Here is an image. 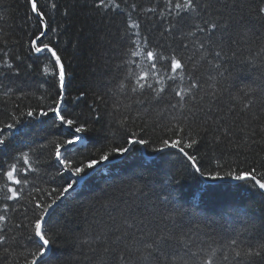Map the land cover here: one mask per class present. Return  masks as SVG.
Segmentation results:
<instances>
[{
	"label": "trees",
	"instance_id": "1",
	"mask_svg": "<svg viewBox=\"0 0 264 264\" xmlns=\"http://www.w3.org/2000/svg\"><path fill=\"white\" fill-rule=\"evenodd\" d=\"M116 3L119 8L100 7V0H38L48 25L43 43L51 44L65 65L60 93L58 78L44 71L53 70L50 54L31 48L41 22L26 0H0V65L12 66L0 68V139L9 141L0 150V215L5 216L0 264H30L35 204L51 202L54 190L74 179L54 158L51 141L63 139V130L52 124L51 114L39 116L58 94L64 96V115L89 127L80 159L98 156L113 142L123 144L133 133L152 143L135 146L127 159L100 165L87 184L58 202L50 213L47 264H264V250L261 257L235 256L264 244V197L248 183L200 177L174 149L154 151L162 138H175L173 129L180 126L185 142L198 141L186 150L206 173L255 169L264 179V18L257 15L264 0H208L209 7L190 19H179L174 11L168 16L164 0ZM129 13L140 24L141 36L133 37L142 41L139 57L130 55L125 35L131 31ZM206 22L227 27L196 31L195 24ZM171 24L176 29L169 33ZM189 30L195 35H184ZM145 50L180 58L184 70L169 80L175 75L169 61L160 59L150 69ZM142 70L149 71L154 89L163 79L160 98L154 90L131 91ZM178 91L185 94L183 101ZM30 110L35 117L27 116ZM13 121H18L14 129L4 127ZM25 153L34 171L23 164ZM13 163L18 174L26 172L19 177L26 181L22 185L3 176ZM162 186L173 203H161ZM8 188H17L20 198L8 199ZM177 212L176 225L165 219ZM169 229L178 239L165 246V256L155 252L143 259V245Z\"/></svg>",
	"mask_w": 264,
	"mask_h": 264
},
{
	"label": "snow or ice",
	"instance_id": "2",
	"mask_svg": "<svg viewBox=\"0 0 264 264\" xmlns=\"http://www.w3.org/2000/svg\"><path fill=\"white\" fill-rule=\"evenodd\" d=\"M30 7V11L35 14L39 21L42 23V31L39 35L31 41V48L35 50L36 53H49L50 60L54 65L53 70L49 73L47 68L44 69L46 74H50L54 77L58 78V86L60 93L65 90L66 87V70L64 62L62 61L61 55L58 51L51 46V44L43 43V38L46 35L48 30V25L45 19V13L41 8L38 7V0H26ZM166 5L167 15L171 16L173 11L176 14V17L179 19H190L193 16H199L200 10L207 9L209 7L208 0H164ZM100 7L108 8H119L120 5L116 3V0H108L107 3L104 0H100ZM52 7H55V4H52ZM132 8H135L136 5L132 4ZM148 12H155L154 8L147 9ZM257 15L261 18H264V6H261L257 10ZM130 23L127 28L130 31L126 30L125 35L131 41V45L129 48L130 55L134 57H139L141 55L140 48L142 47V41H138L133 39V37L141 36V33L137 31L140 29V24L135 20H131V13H129ZM221 27H227V25H219L216 22H206L204 26L200 24H195V29L198 32H206L209 29L215 31ZM176 29V24H171L166 31L169 33L173 32ZM212 33L209 32V35ZM184 35L193 36L195 32L189 30ZM37 41H40V45H37ZM148 61H150L149 68L155 69L157 63L160 59H167L169 61L170 71L175 73V75H169V80H176L177 76L180 72L184 70V64L180 58L176 56H168L163 57L162 54L156 53L154 51L145 50L143 53ZM217 56H220V52H216ZM128 63H132L129 61ZM12 68L10 64L5 62L4 65H0L2 67ZM136 86L132 87V92H137L138 90L141 92L154 90L156 92L157 98L161 97V94L165 92V83L163 79H157L156 83L160 85L158 89L153 88V84L149 83L152 79L149 71H141L137 73ZM180 79H183L181 76ZM123 88V84L121 85ZM175 91V90H173ZM176 95L180 97V100L183 101L185 98V94L183 91L176 92ZM64 102V96L62 94H58L57 97L53 100L52 106H49L45 109H41L39 111V116L48 117L50 114L52 115V124L62 129L63 131L60 133V136L63 139L57 137L56 141H51L54 145V158L62 166L65 173H67L71 177H75L66 187H61L59 189H55L56 195L51 199V202L48 203H36L35 208L39 210L38 213L35 214V219L31 222L30 227L33 230V237L36 240V250L31 253L33 259L30 264H47L45 258L49 252V245L51 244L50 239L48 238V231H50V210L54 209L58 205V202L65 199L68 195L74 191V185H78L83 181L85 184L88 183L90 179L89 173L95 174L99 170L100 165H109L112 164L113 160L116 157H121L127 159L132 156L135 151V146H145L151 147V141L143 138L142 136L137 138L139 134L133 133L131 137L125 136L124 143L120 144L119 142H113L109 146L105 147L104 150L98 156H87L84 159H80L79 156L82 154L81 149L87 150V145L84 143L85 133L89 131V127L87 126V122H80L76 119L67 117L63 113L62 105ZM36 113L32 110L27 112L28 117H35ZM99 119V117H97ZM58 121V123H57ZM18 121H13L12 123H6V129H14ZM125 122L121 121L123 125ZM4 132V128H0V135ZM173 134L175 138L168 137L162 138L161 144L162 147L154 149L157 152H165L168 149H174L183 155L184 158L189 162L190 166L194 169L195 173L199 174L200 177H204L211 180H224L226 178H230L238 183H248L251 188L255 189L261 197H264V179L258 178L255 169H250L248 171H240L237 170L235 172L229 170L225 175H220L219 172L215 174L206 173L201 166L197 163V157L195 154H190L186 149H192L198 141L194 137H188V141L185 142V136L187 133L185 132L183 127L177 126L173 129ZM182 134V135H181ZM80 145L81 147H77ZM9 146V141L5 139H0V150L5 149ZM23 164L28 166L29 170H33L32 166L29 162V156L27 153L23 154L21 157ZM222 167V166H221ZM59 171V170H58ZM20 175H26L24 169H21L20 173H17V165L15 163L10 164L8 168L3 172V176L7 178L14 185H22L26 181L22 180ZM264 176V173L261 174ZM11 196L8 199L18 200L19 194L17 188H8L7 189ZM158 198H161V203L167 205L171 204L174 201V197L170 191H166L161 187V191L157 194ZM7 211V209H5ZM181 215V213L177 212L175 215L169 214L165 217L168 221H170L173 225L177 224V217ZM0 221H5V216L0 215ZM178 239L175 234L169 229L168 231H162L157 233L155 238L150 243H145L142 249V258L147 260L153 253L159 252L162 257L165 256L164 248L165 246L172 240ZM5 243V238L0 236V244ZM185 243V247H187V242ZM233 244H236V241H232ZM261 250H264V244L260 245V250L250 249L243 251H236L235 256L237 258H254L261 257ZM137 251H141V249H137ZM121 259H123L121 257ZM207 264H212V261L209 260Z\"/></svg>",
	"mask_w": 264,
	"mask_h": 264
},
{
	"label": "water",
	"instance_id": "3",
	"mask_svg": "<svg viewBox=\"0 0 264 264\" xmlns=\"http://www.w3.org/2000/svg\"><path fill=\"white\" fill-rule=\"evenodd\" d=\"M41 22V21H40ZM42 23L43 22H41V25H42ZM38 42H40V41H37V44H38ZM36 54H40V53H36ZM71 177V176H70ZM74 179H75V177H73ZM231 182H233V183H236V181H234V180H231ZM81 183H82V181H81ZM81 183L80 184H78L77 186H75L74 187V189H77V188H79L80 187V185H81ZM53 210V209H52ZM52 210H50V213L52 212ZM49 253V252H48ZM44 259V258H43Z\"/></svg>",
	"mask_w": 264,
	"mask_h": 264
},
{
	"label": "bare ground",
	"instance_id": "4",
	"mask_svg": "<svg viewBox=\"0 0 264 264\" xmlns=\"http://www.w3.org/2000/svg\"><path fill=\"white\" fill-rule=\"evenodd\" d=\"M211 180V179H210ZM232 179H230L229 181H231ZM203 181H206L207 183H209V184H214L212 181H207V179H205V180H203ZM215 182H225L224 180L223 181H221V180H215ZM49 254V253H48ZM48 256V255H47ZM46 258V257H45ZM44 258V259H45ZM39 263V262H38Z\"/></svg>",
	"mask_w": 264,
	"mask_h": 264
},
{
	"label": "rangeland",
	"instance_id": "5",
	"mask_svg": "<svg viewBox=\"0 0 264 264\" xmlns=\"http://www.w3.org/2000/svg\"><path fill=\"white\" fill-rule=\"evenodd\" d=\"M78 146H80V145H78ZM47 257V256H46Z\"/></svg>",
	"mask_w": 264,
	"mask_h": 264
}]
</instances>
